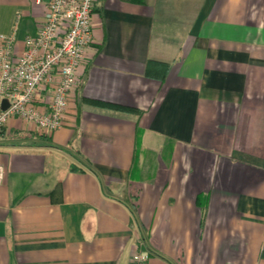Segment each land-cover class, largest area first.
<instances>
[{"label": "crops", "instance_id": "crops-1", "mask_svg": "<svg viewBox=\"0 0 264 264\" xmlns=\"http://www.w3.org/2000/svg\"><path fill=\"white\" fill-rule=\"evenodd\" d=\"M48 1L0 0L16 52ZM92 24L61 127L0 131V264H264V0H95Z\"/></svg>", "mask_w": 264, "mask_h": 264}, {"label": "built area", "instance_id": "built-area-1", "mask_svg": "<svg viewBox=\"0 0 264 264\" xmlns=\"http://www.w3.org/2000/svg\"><path fill=\"white\" fill-rule=\"evenodd\" d=\"M95 0H49L44 20L15 51L16 26L0 32V131L11 118L34 124L47 134L62 125L68 97L81 84L78 67L93 40ZM50 95L40 97L43 90ZM7 101L2 107V100ZM4 167L0 162V183ZM148 252L133 259L143 263Z\"/></svg>", "mask_w": 264, "mask_h": 264}, {"label": "water", "instance_id": "water-1", "mask_svg": "<svg viewBox=\"0 0 264 264\" xmlns=\"http://www.w3.org/2000/svg\"><path fill=\"white\" fill-rule=\"evenodd\" d=\"M6 105H7V101L5 99H3L2 100V107L4 108V107H6Z\"/></svg>", "mask_w": 264, "mask_h": 264}, {"label": "trees", "instance_id": "trees-1", "mask_svg": "<svg viewBox=\"0 0 264 264\" xmlns=\"http://www.w3.org/2000/svg\"><path fill=\"white\" fill-rule=\"evenodd\" d=\"M118 108H121V107H118Z\"/></svg>", "mask_w": 264, "mask_h": 264}]
</instances>
